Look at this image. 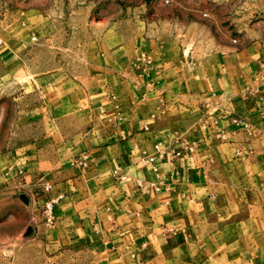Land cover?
Masks as SVG:
<instances>
[{
    "label": "crops",
    "instance_id": "0c3cea01",
    "mask_svg": "<svg viewBox=\"0 0 264 264\" xmlns=\"http://www.w3.org/2000/svg\"><path fill=\"white\" fill-rule=\"evenodd\" d=\"M133 1L0 0V80L28 84L31 131L0 152V195L33 189L28 241L93 264H264V38L196 58Z\"/></svg>",
    "mask_w": 264,
    "mask_h": 264
},
{
    "label": "rangeland",
    "instance_id": "374dc122",
    "mask_svg": "<svg viewBox=\"0 0 264 264\" xmlns=\"http://www.w3.org/2000/svg\"><path fill=\"white\" fill-rule=\"evenodd\" d=\"M133 2L145 4L150 29L160 35L167 48H171L177 38L186 44V48L193 42L196 49L193 54L196 58L210 53L203 47L210 39L215 44L222 41L238 44L239 39L251 40L255 36L264 38V0ZM3 72L4 68L0 63V73ZM25 85L28 84L0 80V152L10 150L31 134L25 127L17 126L21 111L28 108L27 104L30 102L28 97L20 98L24 95ZM41 182L39 180L38 184L42 190ZM18 188L22 192L19 196L0 195V264H93L94 258L90 252L83 250L80 253L61 255L59 252H52L51 247L43 243L28 241L31 234V226L27 222L30 211L26 212L24 207L29 201L25 202L23 198L28 199L35 191L25 186Z\"/></svg>",
    "mask_w": 264,
    "mask_h": 264
},
{
    "label": "built area",
    "instance_id": "2783aa9c",
    "mask_svg": "<svg viewBox=\"0 0 264 264\" xmlns=\"http://www.w3.org/2000/svg\"><path fill=\"white\" fill-rule=\"evenodd\" d=\"M166 2H168V0H166ZM32 39L35 40V37H32ZM138 60L144 62V64L149 63V59L147 55H145V53H141L138 57ZM189 150H191V148H189ZM41 183H42V192L47 194L46 199L42 203L41 211H42L44 221L50 224L53 222V219H54V206L61 196H52L50 194L52 186L48 181L42 180ZM135 255H136L135 253H131V256L134 257Z\"/></svg>",
    "mask_w": 264,
    "mask_h": 264
},
{
    "label": "water",
    "instance_id": "95a60500",
    "mask_svg": "<svg viewBox=\"0 0 264 264\" xmlns=\"http://www.w3.org/2000/svg\"><path fill=\"white\" fill-rule=\"evenodd\" d=\"M23 200H24L25 202H27L28 199H27V198H23Z\"/></svg>",
    "mask_w": 264,
    "mask_h": 264
}]
</instances>
